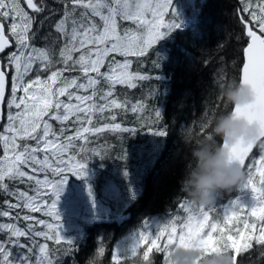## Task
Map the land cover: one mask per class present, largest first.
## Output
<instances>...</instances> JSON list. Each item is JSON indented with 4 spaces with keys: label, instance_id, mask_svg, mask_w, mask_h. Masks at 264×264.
<instances>
[{
    "label": "snow or ice",
    "instance_id": "1",
    "mask_svg": "<svg viewBox=\"0 0 264 264\" xmlns=\"http://www.w3.org/2000/svg\"><path fill=\"white\" fill-rule=\"evenodd\" d=\"M239 3L241 7L236 16L241 27L240 38L248 40L242 49L244 62L239 82L250 89L252 99L243 105H233L231 113L235 119L258 126L260 135L253 141L238 140L231 145L223 143L222 147L229 153L230 161L244 172L246 179L239 188L250 190L254 203L244 206L239 198L232 200L223 213L221 227L220 221L211 216L215 206L205 208L192 202H178L187 214L186 220H179L182 225L179 232L175 218L158 225L155 233L145 221L128 252L113 251L114 264H121L122 255L126 257L129 252L136 256L146 241L150 247L142 254L144 264H151L149 254L153 249L164 253L165 264H172L171 257L180 248L198 250L200 260L215 251H225L230 253L233 264H239L237 254L249 253L255 245L264 258V0H239ZM171 4L172 0L163 3L157 0H51V3L49 0H0V144L4 157L0 161V193L15 198V202L5 199L4 207L0 208V218L10 221L0 224V231L8 233L7 240L0 241V264H61L60 258L49 252L47 243L37 242L39 237L53 240L57 245L66 243L65 256L75 253L73 241L61 235L57 202L69 174L77 178L86 176L87 162H81L85 156L106 158L103 152L87 149L79 141L87 144L89 135L86 134L105 130L135 131L119 123L95 127L93 120L99 121L107 112L111 121H116L117 116L111 110L127 111L129 107L127 98L115 95L116 87L134 89L136 81L148 78L131 71L130 57H144L149 49L160 45L154 53V68L159 73L170 62V50L161 42H174L175 35L194 24L199 16L195 5L187 21L179 19L173 9V19L164 24L162 17ZM95 18H99V24ZM121 21L130 22L135 28H122ZM46 22L52 29L51 38L46 36L44 46L37 47L35 41ZM6 33L14 38V43ZM186 70L189 74L198 71L192 60ZM66 72L81 73L83 82L81 76L68 77ZM155 79L168 78L157 74ZM223 79L221 73L214 83L220 85ZM102 85H106V90ZM81 90L85 94H80ZM136 104L139 102L131 106L132 112L138 110ZM183 104L182 97L178 107L182 108ZM155 117L157 121L162 119L158 108ZM51 121L60 124L58 130H54ZM152 133L160 137L168 134L166 130ZM77 148L81 160L76 159ZM256 148L258 153H254ZM117 158L123 159V154ZM254 173L259 176L258 184ZM8 182H27L34 194L10 190ZM24 210L42 213L57 223L36 219L30 214L21 215ZM241 211H247L253 219L244 225L245 229H251V234L242 233L238 241L225 233L227 225ZM20 220L30 223L21 227ZM216 232L220 233L219 239L213 236ZM162 237L164 242L158 245ZM20 238L33 243H24ZM12 248L23 249V255L17 256ZM98 252L102 255L103 247Z\"/></svg>",
    "mask_w": 264,
    "mask_h": 264
},
{
    "label": "trees",
    "instance_id": "2",
    "mask_svg": "<svg viewBox=\"0 0 264 264\" xmlns=\"http://www.w3.org/2000/svg\"><path fill=\"white\" fill-rule=\"evenodd\" d=\"M198 1L200 9L197 21L186 27L183 32L177 33L174 42H161V45L170 50L171 57L162 71L158 73L152 63L155 59L154 53L160 45L149 49L144 57L129 58L132 60L131 71L139 72L148 78L136 81L137 87L134 89L119 85L116 87L115 95L129 101L128 110L112 109L111 113L117 116L116 121H111L107 112L99 121L93 120L95 127L119 123L123 128L135 131L105 130L95 135L86 134L89 135L87 144L79 141L87 149L103 152L106 158L87 155L81 160L79 149H76L78 153L76 159L87 162L85 176L87 183L84 188L81 187L82 193L74 195V198L76 202L80 201L84 213L92 219L78 221L79 229L76 227L66 231L68 238L65 239L73 241L75 253L65 256L64 249L68 247L66 243L57 245L53 240L36 238L37 242L48 244L49 252L59 257L61 264H114L113 249L122 236L136 233L138 237L145 221L150 225L155 216L165 218L163 222L152 224L150 229L155 233L158 225L168 221L176 212L182 211L178 202L188 199L181 184L188 149L212 132L218 116L231 112L233 105L225 102L221 89L232 82L239 83L244 62L242 49L248 42L246 37L240 38L241 27L236 16L237 9L241 7L239 0ZM95 20L97 24L100 23L99 18ZM121 23L131 25L130 22ZM50 33L52 29L46 22L40 29L35 41L36 46H44L46 43L44 38L46 36L51 38ZM190 60L194 61V67L198 69L191 74L186 70ZM221 73L224 79L220 85H216L214 81ZM157 74L165 75L168 79L158 81L155 79ZM65 76H81L83 82L82 74L79 72H66ZM102 86L106 90V85ZM186 92L189 94L185 96ZM80 94L85 93L81 90ZM182 97L184 104L180 108L178 102ZM62 99L66 100V97ZM136 102H139L136 104L138 110L132 112L131 106ZM157 108L162 114L159 121L155 117ZM51 123L54 130L59 129L58 122ZM68 126H71V122H68ZM156 130H166L168 134L164 137L156 136L152 133ZM214 139L216 145L221 146V138ZM258 151L257 148L255 153ZM122 154L124 158L118 159L117 157ZM90 173L93 174V178L87 177ZM68 178L69 183L76 180L80 184L83 181L82 178H75L71 174ZM254 179L258 184V174L254 173ZM8 183L10 190L34 194L27 182ZM221 193L219 204L224 205L233 200L228 198L229 191L221 190ZM5 199L15 202V198L0 193V208L4 207ZM23 214L30 213L24 210L21 215ZM31 215L36 219L50 220V217L41 213ZM252 219L248 214L242 226ZM7 222H10L8 218H0V224ZM18 223L25 227L30 222L20 220ZM177 227L179 229L181 227L178 222ZM244 233L251 234V229H245ZM50 235H53L51 231ZM7 237V232L0 231V241L7 240ZM20 239L24 243H33L24 238ZM237 239H240V235ZM163 242L164 237L157 243L160 245ZM100 247L104 249L102 255L98 252ZM148 247L150 242L146 241L140 245L136 256L131 254L124 256L121 264H144L142 254ZM11 250L17 256H22L21 252L24 251L20 248ZM149 255L151 264H165L164 253L153 249ZM237 259L239 264H264L261 250L255 245L249 253L237 254Z\"/></svg>",
    "mask_w": 264,
    "mask_h": 264
},
{
    "label": "clouds",
    "instance_id": "3",
    "mask_svg": "<svg viewBox=\"0 0 264 264\" xmlns=\"http://www.w3.org/2000/svg\"><path fill=\"white\" fill-rule=\"evenodd\" d=\"M226 103L246 104L252 99L250 89L232 82L221 89ZM260 135L256 125H250L242 119H235L231 112L215 119L212 132L204 140L192 145L185 157L186 163L181 184L188 199L195 205L209 207L214 203L215 193L221 190L231 191L244 182L242 169L230 161L229 153L222 146H217L215 137L229 145L243 140L253 141ZM222 143V144H223ZM201 253L193 248L177 249L172 257V264H233L230 253L215 251L200 260Z\"/></svg>",
    "mask_w": 264,
    "mask_h": 264
},
{
    "label": "rangeland",
    "instance_id": "4",
    "mask_svg": "<svg viewBox=\"0 0 264 264\" xmlns=\"http://www.w3.org/2000/svg\"><path fill=\"white\" fill-rule=\"evenodd\" d=\"M175 1H177L176 4L173 5V3H172V7H170L169 9H167L165 11V13L162 17V21H161L162 23L167 24L170 20L173 19V16H172L173 9L175 11L176 16L179 19L185 20V21L189 20L192 17L194 5H195V7L200 9V5H199L198 0H174L173 2H175ZM157 2L163 3L164 0H157ZM189 25H191V24H189ZM121 27L122 28H135V25L131 24V25L126 26V25L121 23ZM1 151H2V156L0 157V161H2L4 159L2 144H1ZM74 177L77 178L76 176H74ZM87 177H90V176H87ZM90 178H93V176ZM82 179H83V181L80 184H78L76 180H73L72 183H69L68 182L69 178H67V183L64 187V191L61 193L60 199L57 202L58 214L61 218L60 232L64 238H68V236H66V234H65L66 231H71L73 229H76V227L79 229L80 225H79L78 221L88 219V218L92 219V217H90L84 213V211H83L84 208L81 207V205L79 203L80 201L76 202V199L74 198V195H76V194L80 195L82 193L81 187L84 188L85 183H87V181L85 180L86 179L85 177ZM231 194H232V196H231ZM220 195H222L221 191L214 194L215 199H214V203L212 205L215 206V209L211 212V216L214 217L215 219L219 220L221 227H223L224 226V224H223V213L229 207L231 201L225 203L224 205L219 204L218 199H219ZM228 198H230V200L232 198H233V200L239 198L241 203L244 206H251L254 203L253 194L251 193V191H249L248 189L241 190L239 188V186L236 189H234V191H229ZM81 199L83 200V198H81ZM184 202L187 203V202H191V201L189 199H186ZM205 208H207V207H205ZM248 214L249 213H247V211L239 212L238 215L236 216V218H234L227 225V229H226L225 234L226 235H232L234 238L237 239L238 235H241L242 233H244L245 228L242 226V222L244 221L245 218H247ZM30 215H31V213H30ZM40 218H42V215H40ZM172 218H175L176 221L179 223V220H181V219L186 220L187 214L184 213L183 211H178L172 215ZM44 220H46L52 224L57 223L55 220H52L51 218H50V220H48V219H44ZM164 220H166V219L162 218L160 216H155L152 218L151 223L155 225L159 222H163ZM152 224L149 225V230H152V229H150ZM44 230L48 231L47 229H44ZM177 231L179 232L178 227H177ZM49 235H50V231H49ZM213 236L216 239H219L220 233L219 232L213 233ZM137 239H138V237H137L136 233H134L133 235L132 234H126V235L122 236L116 242L113 251L124 254L130 250V248L134 245V243L136 242ZM129 254H130V252L127 255H129ZM112 257H113V254H112ZM123 257L124 256L122 255L121 259Z\"/></svg>",
    "mask_w": 264,
    "mask_h": 264
},
{
    "label": "water",
    "instance_id": "5",
    "mask_svg": "<svg viewBox=\"0 0 264 264\" xmlns=\"http://www.w3.org/2000/svg\"><path fill=\"white\" fill-rule=\"evenodd\" d=\"M7 34V33H6ZM9 39H10V37H9ZM11 40V39H10ZM223 143V142H222ZM221 146H222V144H221ZM256 149H254V151H255Z\"/></svg>",
    "mask_w": 264,
    "mask_h": 264
},
{
    "label": "bare ground",
    "instance_id": "6",
    "mask_svg": "<svg viewBox=\"0 0 264 264\" xmlns=\"http://www.w3.org/2000/svg\"><path fill=\"white\" fill-rule=\"evenodd\" d=\"M257 150V149H256ZM236 189V188H235ZM236 192V191H235ZM136 194V193H135ZM236 194V193H235ZM231 196H232V194H231ZM162 253V252H161ZM163 258V257H162Z\"/></svg>",
    "mask_w": 264,
    "mask_h": 264
}]
</instances>
